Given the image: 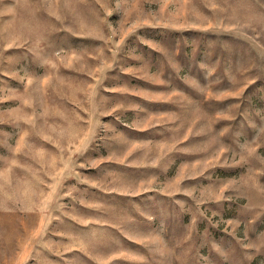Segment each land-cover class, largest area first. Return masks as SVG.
Returning <instances> with one entry per match:
<instances>
[{
  "label": "rangeland",
  "instance_id": "obj_1",
  "mask_svg": "<svg viewBox=\"0 0 264 264\" xmlns=\"http://www.w3.org/2000/svg\"><path fill=\"white\" fill-rule=\"evenodd\" d=\"M0 264H264V0H0Z\"/></svg>",
  "mask_w": 264,
  "mask_h": 264
}]
</instances>
